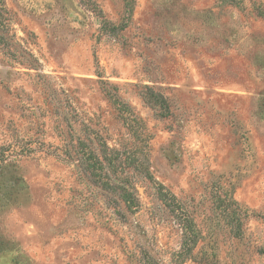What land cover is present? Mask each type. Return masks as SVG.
Listing matches in <instances>:
<instances>
[{"label": "rangeland", "instance_id": "1", "mask_svg": "<svg viewBox=\"0 0 264 264\" xmlns=\"http://www.w3.org/2000/svg\"><path fill=\"white\" fill-rule=\"evenodd\" d=\"M0 264H264V0H0Z\"/></svg>", "mask_w": 264, "mask_h": 264}, {"label": "trees", "instance_id": "2", "mask_svg": "<svg viewBox=\"0 0 264 264\" xmlns=\"http://www.w3.org/2000/svg\"><path fill=\"white\" fill-rule=\"evenodd\" d=\"M161 101H162V98H161ZM79 143H78L79 146H77V149H76V152H78V154L80 153L79 152L80 150L78 148L82 149V147H84V149L81 150L82 156L80 155L81 157H83V159L80 158V163L82 166H83V164L85 165L83 170L88 172L90 174V176H92L93 178H96L99 182L101 181L103 185L104 184L109 185L110 183H107L106 176L101 173V167H100V164L98 162V158L94 154H91L90 152H86V150H85L86 146H85L83 141H79ZM110 185H112V184H110ZM116 187H119V186L118 185L114 186V188H116ZM120 190H121V192L119 194V197L124 198V200L128 204L133 203V198H132L131 193H129L125 189H120Z\"/></svg>", "mask_w": 264, "mask_h": 264}]
</instances>
